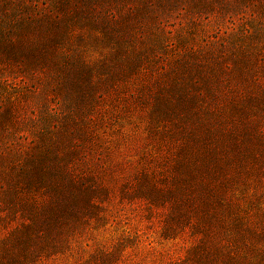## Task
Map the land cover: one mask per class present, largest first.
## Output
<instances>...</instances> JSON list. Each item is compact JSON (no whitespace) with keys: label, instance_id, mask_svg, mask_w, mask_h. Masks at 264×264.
<instances>
[{"label":"rangeland","instance_id":"rangeland-1","mask_svg":"<svg viewBox=\"0 0 264 264\" xmlns=\"http://www.w3.org/2000/svg\"><path fill=\"white\" fill-rule=\"evenodd\" d=\"M0 264H264V0H0Z\"/></svg>","mask_w":264,"mask_h":264},{"label":"trees","instance_id":"trees-1","mask_svg":"<svg viewBox=\"0 0 264 264\" xmlns=\"http://www.w3.org/2000/svg\"><path fill=\"white\" fill-rule=\"evenodd\" d=\"M48 214L51 215V216H53L54 215V212L53 211H50V212H48Z\"/></svg>","mask_w":264,"mask_h":264}]
</instances>
